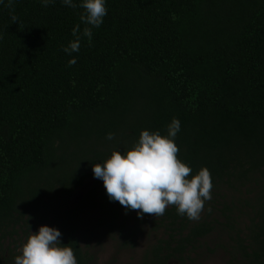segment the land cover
Here are the masks:
<instances>
[{"label":"trees","instance_id":"trees-1","mask_svg":"<svg viewBox=\"0 0 264 264\" xmlns=\"http://www.w3.org/2000/svg\"><path fill=\"white\" fill-rule=\"evenodd\" d=\"M106 8L89 42L79 6L0 3V264H14L40 226L58 229L78 264H95L79 238L88 211L118 233L120 249L135 248L147 226L159 235L140 264H189L215 236L229 264H264V0H106ZM76 25L80 50L68 55ZM173 118L177 158L189 179L210 171L212 199L198 221L175 206L159 217L126 214L92 166L130 150L143 130L166 135Z\"/></svg>","mask_w":264,"mask_h":264},{"label":"clouds","instance_id":"clouds-1","mask_svg":"<svg viewBox=\"0 0 264 264\" xmlns=\"http://www.w3.org/2000/svg\"><path fill=\"white\" fill-rule=\"evenodd\" d=\"M4 0H0L3 3ZM47 8L56 0H39ZM13 0H9L12 4ZM70 8L83 9L81 23L90 27L82 35L92 38V28H99L107 15L106 0H61ZM13 23L17 17H11ZM75 37L62 51L71 55L80 50V26L72 29ZM75 58L69 64H75ZM180 121L176 118L167 126V134L143 130L134 146L126 152L113 151L102 164L92 166L94 178L100 179L110 202H119L125 213L138 210L137 217L144 214L163 216L169 206H175L181 217L198 221L205 211V202L212 199V179L207 168H201L189 179L192 169L177 158L179 151L175 138L180 132ZM114 138L112 133L106 137ZM211 212V208L207 209ZM29 236L21 248V254L14 258V264H78L71 247L61 244V232L49 226H40L36 233L29 230Z\"/></svg>","mask_w":264,"mask_h":264},{"label":"rangeland","instance_id":"rangeland-1","mask_svg":"<svg viewBox=\"0 0 264 264\" xmlns=\"http://www.w3.org/2000/svg\"><path fill=\"white\" fill-rule=\"evenodd\" d=\"M93 183L94 179H89L83 187L74 192L71 199L73 207L83 199ZM98 218L100 216L97 212L88 211L84 214L79 234L82 246L95 257V264H140L145 251L156 242L159 236L151 230L150 226H147L144 234L138 238L135 248L120 249L118 246V233L116 231L109 232L107 228L98 227ZM19 235L21 236L20 233ZM216 238L215 236L208 241L209 251L203 246L202 249L197 251V255L192 254V261L189 264H229L230 257L224 246L219 245V242L216 241ZM22 246L16 251L17 255L21 254ZM172 264L177 263L172 262Z\"/></svg>","mask_w":264,"mask_h":264}]
</instances>
